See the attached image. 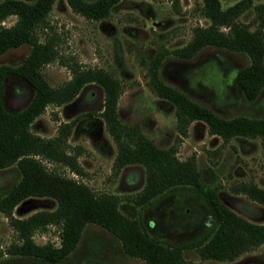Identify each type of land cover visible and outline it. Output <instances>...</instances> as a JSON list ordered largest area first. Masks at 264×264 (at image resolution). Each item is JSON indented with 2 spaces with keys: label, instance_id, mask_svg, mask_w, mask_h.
<instances>
[{
  "label": "rangeland",
  "instance_id": "rangeland-1",
  "mask_svg": "<svg viewBox=\"0 0 264 264\" xmlns=\"http://www.w3.org/2000/svg\"><path fill=\"white\" fill-rule=\"evenodd\" d=\"M219 1L225 7L236 0ZM251 1L252 4L264 2ZM199 5L200 0H119L107 16L94 19L72 10L66 0H54L46 16V26L37 27V34L40 39L45 35L53 39L56 57L44 63L41 71L52 86L69 79L70 66L75 64L111 73L120 85L116 105L122 123L135 125L157 146L172 145L179 159L193 157L203 188L215 190L222 201L245 218L264 222V204L234 190L235 184L247 181L264 188V137L235 135L222 139L210 133L200 119L191 120L185 133L180 134L175 125L173 104L159 97L149 85L150 60L161 52L159 73L165 82L221 115L264 116V87L254 100L247 102L232 81V71L247 60L244 55L214 47H204L189 59H179L172 53V49L187 42L194 26L208 23ZM253 16L249 7L238 19L253 28ZM14 19L15 15L10 14L0 23L10 25ZM27 50L26 44L9 48L0 54V63L14 64ZM17 83L20 81L16 78L5 79L7 107L19 108L29 99L28 93L15 91ZM82 89L71 102L46 105L30 123L32 132L51 137L60 124L73 121L65 147L77 153L76 159L84 173L78 176L66 167L63 172L79 177L95 191L117 194L120 208L131 215L139 211L145 227L156 236L179 243L205 230L208 216L204 202L190 189L163 193L140 208L127 199L142 186V168L130 164L114 171L116 143L99 114L102 90L94 83L85 84ZM89 110L91 114H87ZM45 163L57 167L49 161ZM15 177L12 167L0 171V186L5 187ZM54 205L50 197L28 196L14 206L12 214L24 217L34 210L50 209ZM58 233V227L50 224L41 231H34L32 237L37 243L58 245ZM13 241H18L16 232L0 212V264H52L9 254L6 247ZM183 255L204 264H264V242L231 260L200 259L189 248ZM54 264H145V261L124 254L111 234L89 223L82 229L68 257Z\"/></svg>",
  "mask_w": 264,
  "mask_h": 264
},
{
  "label": "trees",
  "instance_id": "trees-1",
  "mask_svg": "<svg viewBox=\"0 0 264 264\" xmlns=\"http://www.w3.org/2000/svg\"><path fill=\"white\" fill-rule=\"evenodd\" d=\"M53 1L0 0V22L7 15H15L10 25L0 23V54L20 44L28 46L18 62L0 63V171L12 167L16 175L11 183L0 186V212L7 217L18 239L6 251L44 263H59L75 248L82 229L89 223L102 227L118 241L124 254L140 257L145 264H204L201 260L185 258L183 251L187 248L193 249L200 259L231 260L264 242V222L245 218L222 201L215 190L203 188L193 157L179 159L172 145L157 146L135 125L118 119L116 104L120 85L111 73L75 64L70 66L71 77L66 81L55 86L46 81L41 66L56 57V48L49 35L39 38L37 27L46 26ZM117 1L66 0L72 10L94 19L107 16ZM199 6L208 23L194 26L187 42L172 49V53L179 59H189L204 47H214L244 55L246 62L232 71L231 77L241 97L247 102L254 100L264 87V2L252 4L251 0H236L222 7L219 0H200ZM249 7L254 13L253 28L238 19ZM162 58V53L157 52L150 60L149 85L159 97L173 104L178 133L184 134L191 120L200 119L210 133L222 139L235 135L264 137V116L221 115L165 82L159 73ZM9 77L20 81L15 86L16 92L30 95L19 108L5 105L4 82ZM89 83L97 84L102 90L99 114L116 143L114 171L130 164L142 168V186L127 199L140 208L163 193L190 189L204 202L208 216L205 230L179 243L156 236L145 227L139 211L131 215L120 208L117 194L95 191L79 177L63 172L66 167L78 176L84 173L76 159L77 153L65 147L73 121L60 124L51 137L32 132L30 123L46 105L75 100ZM45 161L58 168L46 165ZM234 190L264 204V188L253 182H239ZM28 196H47L55 205L34 210L24 217L14 216V206ZM50 224L59 229V244L35 242L34 231Z\"/></svg>",
  "mask_w": 264,
  "mask_h": 264
},
{
  "label": "built area",
  "instance_id": "built-area-1",
  "mask_svg": "<svg viewBox=\"0 0 264 264\" xmlns=\"http://www.w3.org/2000/svg\"><path fill=\"white\" fill-rule=\"evenodd\" d=\"M2 22V21H1Z\"/></svg>",
  "mask_w": 264,
  "mask_h": 264
}]
</instances>
